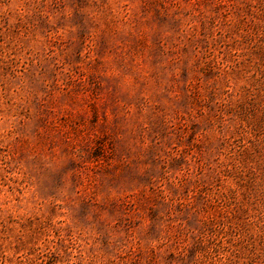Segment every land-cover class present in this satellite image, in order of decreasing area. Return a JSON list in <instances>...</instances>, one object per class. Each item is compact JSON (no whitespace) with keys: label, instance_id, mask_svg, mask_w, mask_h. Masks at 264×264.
<instances>
[{"label":"rangeland","instance_id":"obj_1","mask_svg":"<svg viewBox=\"0 0 264 264\" xmlns=\"http://www.w3.org/2000/svg\"><path fill=\"white\" fill-rule=\"evenodd\" d=\"M0 264H264V0H0Z\"/></svg>","mask_w":264,"mask_h":264}]
</instances>
